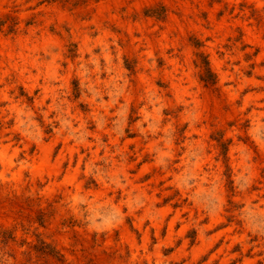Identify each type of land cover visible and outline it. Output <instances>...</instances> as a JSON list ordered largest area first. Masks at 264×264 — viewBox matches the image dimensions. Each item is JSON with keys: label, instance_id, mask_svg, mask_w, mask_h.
<instances>
[{"label": "rangeland", "instance_id": "obj_1", "mask_svg": "<svg viewBox=\"0 0 264 264\" xmlns=\"http://www.w3.org/2000/svg\"><path fill=\"white\" fill-rule=\"evenodd\" d=\"M0 264H264V0H0Z\"/></svg>", "mask_w": 264, "mask_h": 264}]
</instances>
